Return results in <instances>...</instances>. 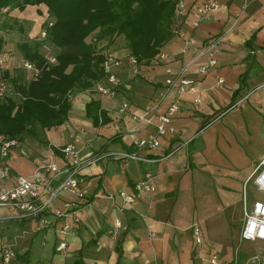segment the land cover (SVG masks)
<instances>
[{"label":"crops","instance_id":"crops-1","mask_svg":"<svg viewBox=\"0 0 264 264\" xmlns=\"http://www.w3.org/2000/svg\"><path fill=\"white\" fill-rule=\"evenodd\" d=\"M187 1L193 9L204 0ZM219 1V10L197 28L191 25L192 15L185 21L175 17L173 24L174 30L180 28L186 37H194L198 47L225 34L216 68L200 74L207 57H198L193 46L185 48L186 38L175 33L163 48L172 57L168 66L153 60L142 65V74L136 76L127 50L115 44L113 53L121 59L116 71L122 80L116 96L87 90L72 93L65 123L44 131L38 128L37 136H25L11 150L10 177L5 183L0 179V187H12L19 175L32 176L41 159L51 157L52 148L75 145L84 160L98 158L91 165L83 164L79 172L85 199L64 191L53 202V207L75 202L65 253L56 249L61 239L58 227L31 233L30 245L26 236L17 240V253L30 252L32 257L36 250L39 255L30 264H73L79 257L87 264H264L249 261L254 255L264 259V241L241 240L243 185L264 158V0ZM9 16L11 23L15 19L24 27V33L17 27L13 30L22 37L17 42L34 41L47 12L44 6L27 7L12 9ZM167 67L172 75L186 67L183 74L195 81L197 91L180 95L181 110L174 121L177 133L157 135L155 125L135 120L132 113L153 108L157 99L151 111L155 121L166 112L178 96L177 89L165 82ZM220 79L224 82L219 84ZM125 99L131 109L120 113ZM91 101L98 102L91 112L101 117L103 111L106 122L100 118L96 124L88 114ZM151 135L158 136L160 146L140 149L133 143ZM147 174L153 176L155 190L133 206L117 209L109 194L131 192ZM8 211L11 215L4 221L30 228L32 223ZM56 223L60 226L61 221ZM195 224L201 227L199 244L192 230Z\"/></svg>","mask_w":264,"mask_h":264},{"label":"built area","instance_id":"built-area-1","mask_svg":"<svg viewBox=\"0 0 264 264\" xmlns=\"http://www.w3.org/2000/svg\"><path fill=\"white\" fill-rule=\"evenodd\" d=\"M220 8L219 0H204L195 8L187 0H176L175 17L187 19L192 15L191 25L197 28L203 21L210 19ZM11 8L4 7L0 11V27L5 20L6 15ZM180 37L186 38L185 48L194 47L196 55L206 56L207 61L200 66L199 73L207 74L212 69L219 65L217 57L221 45L226 41L225 34L211 37L201 47L195 46L196 41L194 37H186L185 32L177 28L174 30ZM48 34L45 29H42L37 36L41 41L40 52L45 60V65L49 70L59 63L60 50L51 41L48 40ZM184 52H186L184 50ZM14 47L7 45L3 50H0V97L9 93V83L6 73L12 72L16 68H22L28 73V79H34L39 76L41 69L34 63L18 58ZM171 55L167 52H161L157 55L154 61L168 64L171 61ZM19 59V60H18ZM132 73L134 75L142 74V65L136 56L129 58ZM196 60V58L194 59ZM121 65V59L113 53V51H106L104 53L103 70L105 72L104 81L94 84L87 91L98 92L100 94L114 97L118 93L122 80L117 73V68ZM186 67L178 75H172V70L167 67L169 76L166 79V84L175 87L178 96L172 101L164 114L158 116V121L151 114L153 108L157 107L159 99L153 108L144 110L141 114H133L135 120L144 121L148 124L156 126L157 135H166L168 133H177L174 125L175 117L181 110L182 99L180 95L186 92L194 93L197 91L194 80L188 78L183 74ZM224 80L220 79L219 84ZM18 96L21 97L19 93ZM70 99L72 95L70 94ZM202 96L198 97L195 102L199 103ZM131 109V103L128 100H123L120 113ZM140 149H154L160 146L158 136L137 137L133 142ZM20 142L17 139L9 138L4 134H0V179L5 183L10 177L11 169L7 163L10 157L11 150L18 147ZM57 150L51 149V157H43L32 176L16 177L15 183L12 187L3 184L0 187V207H7L17 212V217L21 221H28L32 223L29 229H25L21 234L15 236V239L5 244L1 249L2 264H14L16 259V244L18 239H22L31 233H39L48 231L50 228L58 227V232L61 237L56 249L65 253L68 247V234L72 229L71 217L73 215V208L75 202L66 201L62 207H53V202L59 198L60 194L68 191L75 195L77 199L83 200L87 193L80 185L79 172L83 164L91 165L98 160L97 157L91 156L84 160L81 157L79 150L75 145H67L60 148L61 156L57 157ZM121 156H130L133 159H143L137 154H121ZM145 160V159H144ZM62 162V164H61ZM255 192L264 193V158L256 165L252 174L248 177L243 185L242 208H243V226L241 230L242 241H264V201L251 196L250 189ZM155 190V183L153 176L147 174L142 180L138 181L131 192L118 191L110 193L109 199L115 203V207L119 210L125 209L127 206H133L139 197L147 195L149 192ZM119 198L120 204L115 201ZM50 215L54 220L50 219ZM8 217H0V220H8ZM60 220V226H57L56 221ZM56 223V225H54ZM117 226L121 223L117 222ZM196 242L199 244L202 241L201 227L195 224L192 227ZM252 263H264V259L259 255H254L249 260ZM216 263V259H212Z\"/></svg>","mask_w":264,"mask_h":264},{"label":"trees","instance_id":"trees-1","mask_svg":"<svg viewBox=\"0 0 264 264\" xmlns=\"http://www.w3.org/2000/svg\"><path fill=\"white\" fill-rule=\"evenodd\" d=\"M8 6L20 11L44 6L47 18L43 29L60 50L59 63L48 70L40 52L41 41L17 42V54L41 69L34 79H28L20 68L5 74L10 90L0 97V134L19 142L66 122L70 94L104 81V53L113 51L121 38L127 57L136 56L146 65L175 35L176 0H0V11ZM10 18L8 13L0 27V50L8 45L7 32L17 27L24 33L20 21L14 19L12 24ZM96 103L87 105L88 114L94 116L96 124L100 118L106 122L103 111L101 117L91 112ZM16 261L30 264V252L17 253ZM73 264L87 263L79 257Z\"/></svg>","mask_w":264,"mask_h":264},{"label":"rangeland","instance_id":"rangeland-1","mask_svg":"<svg viewBox=\"0 0 264 264\" xmlns=\"http://www.w3.org/2000/svg\"><path fill=\"white\" fill-rule=\"evenodd\" d=\"M22 37L19 33H17V31L13 32V31H9L7 32V40H8V44H14L15 45V51H16V45H17V40H21ZM125 44V41L123 38H121L118 42H117V46L119 45V47H121L122 45L124 46ZM11 46V45H9ZM17 54V52H16ZM19 55V54H17ZM19 58V56H18ZM19 60V59H18ZM250 192H251V195L252 197L254 198H257V199H260L262 201H264V193L262 192H255L252 187L250 189ZM9 209L7 207H2L0 208V217H5V216H10L11 213L8 211ZM21 225L17 224L16 222L14 221H4V220H0V249L5 245L3 243H8L10 242L9 241V238L11 240H13V238H15V236L17 235L18 232H20L19 230H23V228L21 229L20 228ZM29 229V228H28ZM22 233V232H21ZM20 234V233H19ZM25 239H29V240H24L26 244L30 245L31 243V240H32V237L31 235H27ZM23 241V240H21ZM37 247H39V244L36 245ZM35 252V255H32L31 257V262L32 263H35V261L38 260L39 258V255L36 253V250L34 251ZM2 259H1V255H0V264L2 263L1 262ZM17 261L14 260V264H16Z\"/></svg>","mask_w":264,"mask_h":264}]
</instances>
